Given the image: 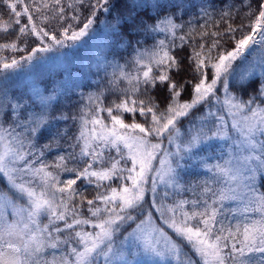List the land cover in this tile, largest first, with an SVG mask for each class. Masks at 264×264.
Listing matches in <instances>:
<instances>
[{
  "label": "snow or ice",
  "instance_id": "1",
  "mask_svg": "<svg viewBox=\"0 0 264 264\" xmlns=\"http://www.w3.org/2000/svg\"><path fill=\"white\" fill-rule=\"evenodd\" d=\"M83 2L76 0L81 5ZM54 3L60 6L61 0ZM185 3L188 0H97L88 5L91 15L82 27L76 31L69 26L58 39L33 23L32 12L40 7L33 9L25 0H0V6L20 25L18 33L30 32L39 40L40 46L32 49L27 61L54 46L65 47L66 41H80L89 34L96 12L101 10L110 16L115 13L110 30L127 47L140 45L143 37L157 32L175 37L182 28L178 19L187 11ZM169 6L174 10L165 13ZM200 8L207 14L203 5ZM53 11L60 16L65 13L62 6ZM21 17H26L27 23L21 24ZM11 31L5 26V33ZM228 31L235 33L236 29L229 25ZM45 38L51 44H45ZM179 39L182 47L185 36ZM232 39L235 47L215 56L212 53L219 41H213L207 51L204 44L194 49L188 58L192 75L185 79H177L184 65L173 54L174 45L160 40L144 51L134 48L135 74L113 65L120 78L132 85V95L106 109L98 103L90 118L85 113L75 144L70 145L73 149L78 145L80 151L59 155L53 164L44 161L45 150L50 151L52 143L64 135L57 129L41 143V136L51 128L49 99L41 97L39 110L29 106L30 99L0 103L8 123L7 127L0 124V264H197L185 253L184 244L199 257L198 264H264V183L260 187L255 183L257 174L264 182V60L250 70L237 71L247 59L246 51L264 46V0H259L251 32ZM0 47L18 50L15 43ZM237 60L241 65L233 67ZM19 64L13 59L3 63V69H15ZM157 85L165 93L163 110L154 96L146 101L135 95L141 86L148 93ZM182 94L188 95V101L180 102ZM104 111L109 123L100 115ZM124 113L132 114L130 124L124 122ZM137 113L147 127L136 122ZM225 113L232 119L231 131ZM189 116L188 126H178ZM231 132L238 133L239 142L233 141ZM149 137H155L156 142ZM165 139L176 146L175 152L163 148ZM216 141H232L240 151L234 156L235 165L233 153H229L224 165H215V174L227 177L226 183L247 176L246 203L239 211L259 219L226 226L218 217L225 200L234 198L230 193L235 190L213 189L207 180L204 197L191 201L190 208H186V200L166 204L167 191L157 199L158 184L179 190V170L185 156L195 158L197 149ZM72 161L76 165L70 167ZM198 165L214 171L205 160ZM53 168L59 171L50 170ZM60 172L74 175L61 180ZM114 181L119 183L114 185ZM85 184L93 187L92 198L85 195L89 190Z\"/></svg>",
  "mask_w": 264,
  "mask_h": 264
},
{
  "label": "trees",
  "instance_id": "2",
  "mask_svg": "<svg viewBox=\"0 0 264 264\" xmlns=\"http://www.w3.org/2000/svg\"><path fill=\"white\" fill-rule=\"evenodd\" d=\"M172 2L174 3L176 0H172ZM25 3L31 4L33 9L40 7V11L32 12L33 23L38 30L43 28L45 31L55 34L58 39H62L63 37L60 33L65 28L71 26L72 30L78 31L82 27L83 23L91 15L88 5L96 4L97 0H84L83 5L76 3V0H61L60 6H57L54 0H35V3H33V0H25ZM44 3H47L48 7H43ZM258 4L259 0H227L226 3H222L221 0H188V3H185V8L187 9L185 15L178 19L182 28L177 30L175 37L164 32H157L148 37H143L140 45L133 43L131 47H127L126 42H121V39L110 30V25L114 22L112 16L115 13L110 16L102 10L97 11L89 34L81 38L83 44L77 47L71 56L64 58L62 62L66 60V63L52 62L44 67H36L34 69L35 77L30 82L16 80L10 77V73L17 69L26 68L32 62L36 63L47 54H57L64 48L54 46L51 51L37 53L36 58L32 61H27L25 58L31 54L32 49L40 46L39 40L30 32L27 35L19 34L20 25H16L15 18L0 6V45L15 43L18 49L11 50L0 47V103L9 105L14 100L30 99L31 103L29 106L33 110H39L41 97L49 99L47 111L51 119V128L41 136V143L46 142L47 136L57 129L64 135V139L52 143L50 151L45 150L44 161L48 164H53L59 155H67L72 151L78 153L80 151L78 145L75 149L70 147V145L75 144V137L81 127V117L85 113L90 118L95 113L98 103L106 109L114 107L127 95H132V85L127 80L120 78L119 70L114 69L113 65L118 64L124 72L135 74L138 66L135 64L136 53L133 51L134 48L144 51L158 44L160 40H164L170 47L174 45L173 54L184 65V70L177 79L188 78L192 75L188 69V58L193 54V50H199V46L204 44L205 51H207L213 41H219L218 47L212 53L213 56L219 51L234 48L235 41L232 36L234 35L236 39H240L251 32V27L258 15ZM69 5H73V7H69ZM201 5L207 9V14L201 11ZM61 6L64 7L65 13L62 16L54 14L53 10L55 9L58 12ZM170 10L174 9L169 6L164 9V12L167 13ZM226 12L229 14L224 15ZM74 16L76 19H73ZM24 23H27V19L26 17H21V24ZM150 23H154V21H150ZM229 25L236 29L235 33H229ZM5 26H10L12 31L5 33ZM204 33H207V35H204ZM213 33H216V35H213ZM180 36H185L182 47ZM67 42L69 41L65 43ZM45 44H51V41L45 38ZM259 49L264 53V46L259 47ZM253 52L254 50L247 55L248 59L251 58ZM77 54L80 56L78 62L76 61ZM260 57H262L261 60H264V55ZM13 59L20 61V64L15 69L5 71L3 63H10ZM247 64L248 66L237 64V66H240L237 67L238 73L245 72L253 67L251 59ZM256 71L259 73V68ZM135 95L136 98L145 99L146 101L149 96H154L155 100L160 103L159 110H163L165 93L162 86L157 85L156 89L150 90L148 93H145L143 86H141V91ZM188 99V95L182 94L180 102L184 103ZM5 110L0 109V124H4L7 127L8 123L3 117ZM113 114L115 115L116 112L114 111ZM100 115L104 118L105 123L110 122L106 111L101 112ZM61 117L68 118L63 119ZM122 118L127 124L132 122L131 113H124ZM190 118L191 116L183 118L178 126L182 128L188 126L187 122ZM136 122L144 124L145 127L148 126L144 118L138 113L136 114ZM149 139L152 142H156L155 137H149ZM220 145L217 141L213 142L209 145L210 150H207V145L202 146L199 153H204L208 160L212 161L210 153L219 150ZM224 145L227 146L228 143ZM169 146L170 144L165 139L163 147ZM112 155H115L114 151ZM222 155H225V149L222 150ZM75 165V161L69 164L70 167ZM79 166L83 167L82 164ZM50 170L59 171L55 168ZM179 171L181 181L179 190L176 186L158 185L157 191L159 195L157 199L167 191L169 196L164 201L166 204H174L179 200H186L189 202L186 208H190L191 201L204 197L203 187L206 180L208 181V186L213 189L219 190L223 188V178L221 176H212L198 164ZM59 174L61 180L74 175V173L70 174L67 172H60ZM257 175L256 185L260 187L264 182L259 179L260 174ZM217 180H219V184L216 183ZM2 183L0 181V185ZM118 183L119 181L113 182L114 185ZM84 187L89 189L85 192V195L88 198H92L95 195L93 187L86 184ZM150 198L151 193L149 192L145 197L144 207L146 209L149 207ZM210 202L211 195L209 194ZM245 203L244 200L235 196L233 199L225 200L223 211L218 219L222 220L226 226H234L236 223L243 224L245 221L259 219L258 215H253L252 213L248 215L240 214L239 210L244 207ZM86 207L85 204V211ZM152 211L154 212L155 210L152 209ZM117 235L118 237L120 236V234ZM116 244H120L119 238H117ZM182 246L185 253L190 254L192 259L196 260L198 264L199 257L194 253H190L186 244Z\"/></svg>",
  "mask_w": 264,
  "mask_h": 264
},
{
  "label": "rangeland",
  "instance_id": "3",
  "mask_svg": "<svg viewBox=\"0 0 264 264\" xmlns=\"http://www.w3.org/2000/svg\"><path fill=\"white\" fill-rule=\"evenodd\" d=\"M65 44H66V46L63 47L64 49L61 52H59L57 54H47L42 59L37 61L36 63L32 62L31 64H28V66L26 68L17 69L15 71L11 72L10 73V77H13L16 80L30 82L35 77V75H34L35 74V70L34 69L36 67H41V66L44 67L45 65H49L52 62L53 63H62V64L66 63V60L64 62H62L64 60V58L71 56L72 52L74 50H76L77 47H79V46H81L83 44V41L81 39L80 41L76 42L75 44H73L71 41H69V42H67ZM259 47H261V46H259V45L252 46V50L251 51H246L245 52V56L247 57V55L252 53V51L254 50L253 55H251V58H250L251 62L253 64V67H255L257 64H259L260 61H262L261 60L262 57H260V56L264 55V53H262V50H260ZM248 58L246 59V61L244 62V64L242 66H248L247 63L250 61V59H248ZM79 60H80V56L78 55V56H76V61L78 62ZM237 64L241 65V61L237 60L234 63L233 67H237ZM225 121H226V124L228 125V127H229V129L231 131L232 119L230 117H228L227 113H225ZM231 136L233 138V141L239 142L238 133L231 132ZM217 142H219L221 144L220 145V149L215 151L214 153H210L211 156H212L211 157L212 161H209L208 157L204 153L203 154L199 153V151H200V148H199V149L196 150L197 151V155L195 156V158H193L192 156H185L184 160L182 161V164L184 166L180 170H183V169H186L187 167H191V166H193L195 164H198V162L200 160H205L207 162V167L214 169V171L213 172H209L204 167L201 166L203 168V170L208 172V173H210L212 176H216L215 173L218 172V170L215 169V165H217V164L224 165L225 161L230 158L229 157V153H233V157H232L233 158V165H235L236 161L234 159V156L236 154H239L240 150L235 149L233 147L232 141H228V142L217 141ZM225 143H228V145L225 146L224 145ZM163 148L168 149L170 152H175L176 151V146L175 145H170L169 147H163ZM223 149H225V155H222V150ZM207 150H210V146L209 145H207ZM156 166L158 167V163L156 164ZM221 177L223 178V186L222 187L224 189H228V188L234 189L235 191L231 192L230 195H233V196H235L237 198H240V199L244 200V193L247 191V189L244 187V181L247 179V176L246 175L241 176L240 181L239 182H235V183H226L225 181L227 180V177H225V176H221ZM255 183H256V181H255ZM158 185H162V184H158Z\"/></svg>",
  "mask_w": 264,
  "mask_h": 264
}]
</instances>
